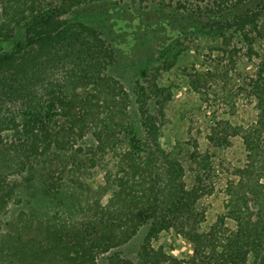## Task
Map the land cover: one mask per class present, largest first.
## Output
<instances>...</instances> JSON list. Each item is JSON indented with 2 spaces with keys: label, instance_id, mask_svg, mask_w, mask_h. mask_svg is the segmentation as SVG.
Instances as JSON below:
<instances>
[{
  "label": "trees",
  "instance_id": "16d2710c",
  "mask_svg": "<svg viewBox=\"0 0 264 264\" xmlns=\"http://www.w3.org/2000/svg\"><path fill=\"white\" fill-rule=\"evenodd\" d=\"M99 1L0 0V264H264V58L255 80L244 79L251 124L226 123L223 138L215 128L208 136L223 150L240 137L246 156L236 179L224 183L214 154L196 151L189 184L183 161L161 142L171 91L151 78L137 82L132 124L129 93L105 76L117 59L112 43L66 19ZM247 1L217 0L206 8L209 21L199 23L240 33L251 56L257 44L264 48V0L256 9ZM16 29H25V40L6 51ZM98 171L106 176L94 186ZM66 185L77 195V208L68 211ZM218 187L227 191L218 222L232 224L206 227L204 201ZM25 190L61 209L46 221L35 208L13 215ZM143 228L137 262L123 257L119 250ZM167 230L192 244L189 260L152 248Z\"/></svg>",
  "mask_w": 264,
  "mask_h": 264
},
{
  "label": "rangeland",
  "instance_id": "374dc122",
  "mask_svg": "<svg viewBox=\"0 0 264 264\" xmlns=\"http://www.w3.org/2000/svg\"><path fill=\"white\" fill-rule=\"evenodd\" d=\"M216 1L103 0L84 5L66 16L70 21L94 27L112 43L117 59L105 76L120 82L129 93L127 113L132 124L138 110L137 82L151 78L149 81L154 79L171 91L172 100L167 105L161 142L167 151L174 152L183 161L189 184L196 168L190 154H197L196 151L214 154L215 166L225 168V173L219 172L224 183L236 179L235 169L242 165L246 156L240 137L233 138L229 149L223 150L215 148L208 136L215 128L223 138L230 131L226 123L242 127L251 124L255 118L254 104L248 91H244L250 89L244 79H249V85L250 80H255L264 58L261 44L256 46L257 54L248 55L242 36L233 29H202L199 19L209 21L206 8L214 6ZM262 1L249 0L243 5L256 9ZM24 40L25 29H16L13 40L4 45L5 50L11 51L16 41ZM198 79H201L200 87L196 88L193 82ZM102 172H96L97 178L91 181L94 186L102 184L106 176ZM63 189L62 209L77 208L73 187L66 185ZM226 193L225 187H218L213 196L204 201L206 227L216 224L219 217L224 218ZM21 197L23 203L13 208V215L35 208L39 219L46 221L61 209L50 200L38 199L31 190H25ZM111 197L110 193L103 199L104 206ZM218 224L223 228L232 223ZM147 234L148 228H143L133 241L119 250L122 256L137 262ZM150 244L154 250L162 249L167 256L181 261L189 260L194 253L192 244L173 230L163 231ZM105 263L106 259L100 262Z\"/></svg>",
  "mask_w": 264,
  "mask_h": 264
}]
</instances>
